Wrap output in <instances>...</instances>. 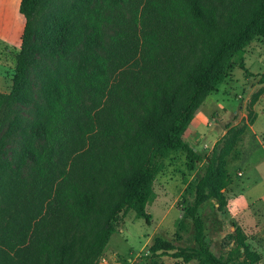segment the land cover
Instances as JSON below:
<instances>
[{
	"label": "trees",
	"instance_id": "trees-1",
	"mask_svg": "<svg viewBox=\"0 0 264 264\" xmlns=\"http://www.w3.org/2000/svg\"><path fill=\"white\" fill-rule=\"evenodd\" d=\"M47 1L21 0L13 87L0 91V119L34 105L25 126L18 115L11 121L10 132L22 128L21 151L0 158V264H98L130 210L151 223L147 205L175 151L190 163L205 160L185 207L194 245L157 235L150 253L198 264L260 262L244 239L227 255L214 252L199 214L210 200L226 208L227 164L245 126L228 123L208 155L184 134L237 65L264 83V72L245 63L250 43L264 38V0H71L53 8Z\"/></svg>",
	"mask_w": 264,
	"mask_h": 264
},
{
	"label": "rangeland",
	"instance_id": "rangeland-1",
	"mask_svg": "<svg viewBox=\"0 0 264 264\" xmlns=\"http://www.w3.org/2000/svg\"><path fill=\"white\" fill-rule=\"evenodd\" d=\"M70 1L48 0L47 4L53 8ZM20 2L0 0L1 92L12 90L21 51L25 17L20 12ZM245 63L255 74L264 72V38L258 37L250 43ZM29 78L38 95L39 81L35 70L31 71ZM201 112L199 134L191 139L188 132L185 136L201 154L212 153L215 144L227 133L228 123L239 128L245 126L227 167L233 182H251L245 193L255 204L246 213L233 217L225 209H219L214 200L204 203L199 214L205 222L208 245L218 255H227L240 239H244L261 253L262 260L257 264H264V83H259V76H250L237 65L226 81L207 97L196 116ZM33 113L34 105L18 104L14 110L1 115L0 139L7 135L0 152L1 160H15L17 152L21 151L22 128L10 132L11 121L18 115L25 126ZM204 165L205 160L190 163L184 152H172L156 179V197L147 205V211L152 215L151 223L130 210L118 231L111 236L98 264H198L197 260L186 263L168 254H152L149 247L157 235L177 245H194L193 222L186 216L185 207L194 199L195 184ZM239 226L244 235L239 232ZM240 260L237 258L229 264H238Z\"/></svg>",
	"mask_w": 264,
	"mask_h": 264
},
{
	"label": "crops",
	"instance_id": "crops-1",
	"mask_svg": "<svg viewBox=\"0 0 264 264\" xmlns=\"http://www.w3.org/2000/svg\"><path fill=\"white\" fill-rule=\"evenodd\" d=\"M202 112L200 116H196L190 126L188 127L187 131L184 134V139L186 136V133L188 134V137L191 139L193 138L195 135L199 134V130H200V126H201V122H202ZM191 127V129H190ZM189 145L193 146L189 140L185 139ZM196 148V147H195ZM197 149V148H196ZM251 184V182H236L234 181L232 184H230L225 190V194L227 196L228 199V204L225 208V211H227V214H229L230 216L233 217H237L239 215H241L242 213H246L248 210H251L252 206H254L255 204L253 201V198L251 196H248V193H245L248 189V186ZM250 188V187H249ZM264 197V195L262 196V198ZM229 212V213H228ZM240 227V226H239ZM241 228V227H240ZM240 233H243L244 230L241 228L239 230ZM244 235V233L242 234Z\"/></svg>",
	"mask_w": 264,
	"mask_h": 264
}]
</instances>
